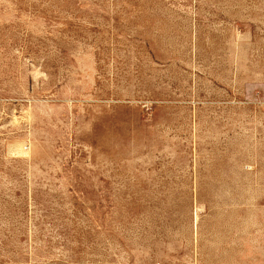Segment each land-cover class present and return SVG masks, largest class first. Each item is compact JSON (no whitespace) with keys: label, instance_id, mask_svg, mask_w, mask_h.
Here are the masks:
<instances>
[{"label":"rangeland","instance_id":"rangeland-1","mask_svg":"<svg viewBox=\"0 0 264 264\" xmlns=\"http://www.w3.org/2000/svg\"><path fill=\"white\" fill-rule=\"evenodd\" d=\"M0 264H264V0H0Z\"/></svg>","mask_w":264,"mask_h":264}]
</instances>
